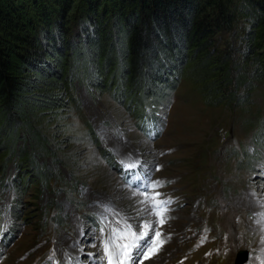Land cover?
<instances>
[{
	"label": "rangeland",
	"instance_id": "obj_1",
	"mask_svg": "<svg viewBox=\"0 0 264 264\" xmlns=\"http://www.w3.org/2000/svg\"><path fill=\"white\" fill-rule=\"evenodd\" d=\"M219 1L231 25L156 102L113 51L93 82L74 51L61 59L69 76L19 72L14 129L0 99V264H107L104 241L125 223L151 224L142 245L161 233L143 264H235L243 248L241 264H264L263 19L246 0ZM152 197L170 201L163 225Z\"/></svg>",
	"mask_w": 264,
	"mask_h": 264
},
{
	"label": "trees",
	"instance_id": "obj_2",
	"mask_svg": "<svg viewBox=\"0 0 264 264\" xmlns=\"http://www.w3.org/2000/svg\"><path fill=\"white\" fill-rule=\"evenodd\" d=\"M246 2L264 26V0ZM232 21L219 0H0L3 126L21 123L13 106L23 69L69 76L72 68L65 72L61 59L74 51L73 63L81 54V71L93 82L98 56L113 51L130 88L153 103L169 94L188 57Z\"/></svg>",
	"mask_w": 264,
	"mask_h": 264
},
{
	"label": "snow or ice",
	"instance_id": "obj_3",
	"mask_svg": "<svg viewBox=\"0 0 264 264\" xmlns=\"http://www.w3.org/2000/svg\"><path fill=\"white\" fill-rule=\"evenodd\" d=\"M134 165H129V167H133ZM151 187L155 189L158 187V184H152ZM145 201L149 200L148 194L145 192ZM159 196V193L155 194ZM151 202L157 205L158 210L154 209V214L157 217H160L159 223L163 225L165 223L164 214L167 211L166 208L159 207L161 204L170 203V201H158L155 197L151 198ZM103 231V229H102ZM152 231L151 224H145L144 230L141 232L133 231L132 225L125 223V227L123 230L119 228H115L112 230L111 235L107 240L104 241L103 251L104 257L107 259V264H129V262L133 261V249L138 250V255L142 256L143 259L139 260L138 264H143L144 260H148L151 256L155 255L159 250L160 245L164 242L160 240L157 243L158 238L161 237V233L159 231L154 232V236L145 245H142L140 242L147 240ZM127 240V243H121L120 241ZM204 240H201L203 243Z\"/></svg>",
	"mask_w": 264,
	"mask_h": 264
},
{
	"label": "water",
	"instance_id": "obj_4",
	"mask_svg": "<svg viewBox=\"0 0 264 264\" xmlns=\"http://www.w3.org/2000/svg\"><path fill=\"white\" fill-rule=\"evenodd\" d=\"M248 251L247 249H239L235 257V264H241L244 260L247 259Z\"/></svg>",
	"mask_w": 264,
	"mask_h": 264
}]
</instances>
